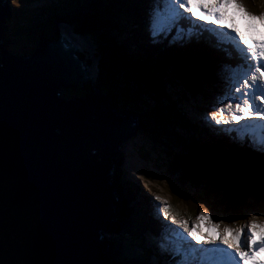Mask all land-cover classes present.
Segmentation results:
<instances>
[{
  "label": "water",
  "instance_id": "1",
  "mask_svg": "<svg viewBox=\"0 0 264 264\" xmlns=\"http://www.w3.org/2000/svg\"><path fill=\"white\" fill-rule=\"evenodd\" d=\"M64 31L69 32V25ZM69 37L64 33L66 42L60 44L44 38L33 55L2 52L0 264H106L107 229L114 221L109 210L115 184L109 182L111 159L122 140L131 142L132 126L127 119L108 118L97 91L72 100L62 96L63 88L81 90L85 81H93L99 61L92 67L84 60V66L77 40L86 37ZM77 66L84 69L78 72L84 73L80 79ZM202 161L210 165L204 168L210 174L214 163L206 157ZM199 170L173 173L170 188L177 191L181 181L183 187L202 188L210 206L220 203L223 213L255 206L231 197ZM110 244L113 255L116 241Z\"/></svg>",
  "mask_w": 264,
  "mask_h": 264
},
{
  "label": "trees",
  "instance_id": "2",
  "mask_svg": "<svg viewBox=\"0 0 264 264\" xmlns=\"http://www.w3.org/2000/svg\"><path fill=\"white\" fill-rule=\"evenodd\" d=\"M131 1L128 0L127 3ZM35 2L37 0H11L13 15L11 19L7 20V26H5L4 30L0 32V50L2 52H25L27 49V51L33 53L37 48H41V42L44 38L56 39L59 36L61 24L69 25L74 29L75 34L90 38L94 44L93 46L97 52L95 57H99L98 75L94 84L98 86L101 94L118 98V106H120L121 110L126 108L125 110L128 109L131 112L137 111L142 113L144 120L142 129L148 131L141 137L143 144L139 150L144 160H148L150 157L154 160V156L156 155L165 162L163 153H165L164 151H168L171 158L167 157L166 159L169 160L170 166L176 169L178 164L172 162V159L180 162L205 155L218 166L217 170L214 171V175H218L223 182L221 183V188L230 194L231 197H236L237 200L244 204L248 203L246 199H251L253 191L258 187L257 183L264 182V161L253 156L248 157L245 153L240 154V156L232 154L233 159L230 161L224 158L232 156L223 151L215 154L210 152L209 149L199 148L198 144L190 145L187 142H180L181 137L178 132L181 131L183 126L180 118L184 115L180 108L183 99H187V96H184L182 93L185 98L180 97L182 101H178L168 93V87L162 83V78L167 77L168 72H170L169 64H164V60L157 62L154 58H149L144 53L138 52L139 47L134 43L130 42L128 46L121 44L110 34V31H114L115 28L116 30L119 29L118 25L122 21L124 24H127L128 19L131 18V16L128 17L125 13L120 14L117 11L121 6V0H45L44 4L34 6ZM96 10L99 12H94ZM140 12L144 17H147L149 24L152 25L154 19L151 11L147 7H143L140 9ZM140 12H136V14L139 16ZM16 25L21 26L19 31L22 33L18 36L24 39L21 42L18 41L21 43L18 49H15L16 44L12 43V41L16 40L13 34V30L17 28ZM145 35L149 37L147 41H153L154 47L158 46V38L152 40L150 35L146 33ZM139 44L142 47V41ZM129 47L131 49L132 47L137 48L131 51ZM174 50L182 52L180 47H175ZM195 50L198 51L199 49ZM175 51H169L173 60ZM79 58L85 60L84 55H79ZM183 59L185 57H180L178 61L179 63H186V76L192 84H190L187 78L186 80L191 87H196L191 74L195 75L196 78H200L201 71L197 68L198 63L190 61V63L182 62ZM87 63H91V60L89 59ZM207 64L211 69V63ZM181 80L184 81L185 79L182 78ZM167 82H169L168 78ZM134 83L136 86L132 85ZM90 85H88L85 91L64 89L62 90V96L65 100L87 96L90 90L92 92V89L96 88L95 85L94 87ZM127 88L130 89V92L128 91L129 94H126ZM198 90L201 91L202 89L198 87ZM176 94H178V90ZM150 97L153 98V102L148 101ZM185 121L187 120L185 119ZM195 131L196 127L193 125L191 133L193 134ZM151 142H154L156 147L147 149L146 145ZM130 143L133 147L137 144V142ZM175 143L178 146H182L186 152L181 157L180 153H176V155L173 153L174 150L178 149L174 145ZM158 144L161 145L162 149ZM163 147H167V149H163ZM222 153L226 155L220 157ZM122 163L120 162V166H118L116 171V181L118 185L120 182L126 183L122 191L123 194H126L125 198L127 200H124L119 207L120 223L117 228L122 235L127 232L129 238L131 239L132 237V241H134L138 239L137 233H134V230L142 228L140 232H148L150 229H153V225L147 217L149 212L142 209L143 205L138 201L140 186H135L124 176L121 167ZM147 164L151 165L145 160L144 166L147 167ZM187 173H190L189 169H185L184 174ZM199 175L203 176V172L199 173ZM235 179L237 184L235 183ZM181 183L183 182L181 181ZM135 200L136 202L134 203ZM206 200L210 203L209 197ZM145 202L149 204L148 201L145 200ZM141 214L144 217L143 222L140 221ZM130 222L131 225L135 224V227L128 230L131 226ZM136 245L144 251L142 243L137 242ZM143 256L144 254L131 264H151L147 257L144 259ZM111 264H130V262L124 258L115 256L111 260Z\"/></svg>",
  "mask_w": 264,
  "mask_h": 264
},
{
  "label": "rangeland",
  "instance_id": "3",
  "mask_svg": "<svg viewBox=\"0 0 264 264\" xmlns=\"http://www.w3.org/2000/svg\"><path fill=\"white\" fill-rule=\"evenodd\" d=\"M131 2H133V0ZM197 2H199V0H193V5H192V7L195 9V10L194 9L193 10L196 12H197V10H199L198 8L195 7V4ZM239 2L245 7V9L249 13H251L253 15L259 16L261 14H264V0H239ZM35 3L36 4H34V6H39V5L44 4L45 0H42V2H41V0H37V2H35ZM146 6H149V4ZM164 10L167 12L168 16H170V13L172 11L169 8H166ZM94 12H99V11L96 10ZM202 14L203 13L200 11V15H202ZM221 15H222V20L224 22L227 21V24L222 21L221 25H224V24L226 26L230 25L231 28H235V30L238 31L240 33V35L244 37L245 40H248L251 43V39L253 37H257L256 29L251 27V24L253 22L244 18L235 9L222 7ZM223 15L225 16L226 20L224 19ZM193 18H195V17H193ZM9 19H11V16L9 17ZM167 24H169L168 21L166 24H164V30L165 31L167 29ZM0 25H1V27H3L2 23ZM4 25L7 26V23H5ZM16 26H17V28L16 27L15 28L18 30H16V29L13 30V34H14V37L16 38V40L12 41V43H15L16 47H14V48L18 49L19 46L21 45V43H19V42L23 41L24 39H21L18 36L22 33L21 31H19L21 26H19V25H16ZM222 27H224V26H222ZM227 28H228L227 29V35L232 36L231 39L235 43L234 46H240V45L245 46L239 42V39L237 38L235 32H233L231 30V28H229V27H227ZM69 30L71 32H74V29L70 26H69ZM60 31H61V29H60ZM220 32H222V31H220ZM113 34H116V32H113ZM184 38H186V37H184ZM186 39H188V38H186ZM87 40L88 39H86V38H81V40H80V42L84 41L85 43L83 46H86L85 48L83 47V52L80 55L85 56L86 64H88L87 61L89 59H91L92 62L89 63L88 65L89 66L92 65V67H93V65H95L97 63L96 60L92 59V55H91V54H93L92 53L93 51L95 54V49H94V47H93V50L87 49V47L93 46V44L89 40L88 41ZM77 41L79 43V40H77ZM91 44H92V46H91ZM158 48L160 49V46H158ZM138 52L143 53V46L138 48ZM220 55L222 56V59L225 57L224 54H220ZM0 57L2 59V51L1 50H0ZM97 71H98V69H97ZM95 73H96V71H94V73H93V81L89 82L91 84L90 86L93 85V87L95 85L94 84ZM82 75H84V73ZM82 75H80L79 77L82 78ZM133 81L136 82L135 80H133ZM88 85H84V87L81 90L85 91L88 88ZM132 85L136 86L135 83ZM183 85H184V83H183ZM186 85L189 86L190 84L188 85V83H186ZM95 87L98 88L97 85H95ZM190 87H191V85H190ZM178 88H180V86H178ZM128 91L130 92L129 88L126 89V94H129ZM170 91H172V90L170 89ZM217 93H218V90H216L214 88L212 92H206V95H209L210 99L214 100L213 97H215ZM89 94H92L91 90L89 91ZM201 95H202V93H199L198 95H196V97L200 98ZM222 100L226 103L228 99L223 97ZM221 101L216 106H213L211 108L210 112L214 111V110H218L220 107H222ZM186 108H184L185 111L186 110L188 111V107H186ZM187 113L190 115L191 119L196 120L197 116L193 117V115L190 113V111ZM209 113L207 114V120L211 125L214 126L215 123L210 119ZM224 115L225 116L227 115L226 110L224 112ZM222 125H224V124L215 125V126H222ZM133 127H135V126H133ZM178 133L180 134V131ZM127 134H129V132ZM142 134L143 133L141 131L138 136H136L135 138L132 137L131 139H129V140H131V142H137V144H135L133 147L131 145V143L128 141V143L126 144L127 145L126 149H124V151H123V153L124 152L125 153H124L123 163H122L121 167H122V170L124 172V176L126 175V178L135 186H140L139 191L142 190L144 192V194L140 195L142 197V199L145 200L148 197V194H149L148 192H150L152 194L151 205H153V207H154L152 209L153 212H156L159 207L167 206L169 208V215L171 217L174 216L178 221L186 222L188 224L190 230L195 229L197 234L219 233L226 226L230 227V228L231 227H244L245 231H246L247 230L246 225H247L248 221L251 219V216H257L259 219H264V217H263L264 216V202H260L259 206H257L256 208H248L244 212H241L239 214H235V213L234 214H228V213L222 212L223 208H221L220 203H215V204L211 203L212 206H210V203L206 200L207 199L206 195H204V192H205V194H207V191H205L204 189L199 188L197 186L185 185V187H183L184 184L181 183L180 185H177L178 190L177 191L175 190V192H176L175 193L174 190L170 188V187L174 188V185L169 180H170V178L173 177L172 176L173 173H177V174L183 173L184 167L182 165H180V163L173 161L175 159H173L172 162H175L176 164H178V166L176 167V169L171 167L169 160L166 159L167 157H171V155L168 154L169 153L168 151H164L165 153H163V156L165 157V162H163L161 159H159L155 155L154 160L151 157L148 160L145 159L149 164H151L150 165L151 167H145L144 166L145 160H144V158H142V155L139 151L140 145L143 144L141 141V137L143 136ZM136 135H137V133H136ZM180 137L183 140H185L187 138V137H184L182 134H180ZM143 142H145V141H143ZM120 143H121V141H120ZM174 145L176 146V148H178V149L173 151V153L176 155V153H178L180 151V149H179L180 146H178L176 143ZM158 146L161 148L160 144H158ZM206 146L210 150V152L217 154L215 151H213L214 149L212 148V145L210 143H206ZM146 147H147V149H153L156 147V145L154 144V142H151L150 144L148 143L146 145ZM163 149H167V147H163ZM224 155H226V154L222 153V154H220V157H222ZM118 160L120 161V159H118ZM222 160H224V159H222ZM198 167H200V166L198 164H196L195 162L190 164V168L192 170H195ZM172 168H173V170H172ZM117 169H118V165H117L116 169H114V171L116 172ZM209 171H210V169H208V172ZM211 172L212 171H210V174H212V175H211V179H209V180L211 182H213L214 184L219 185L221 187V184H220L221 181L219 179L215 178V175H213V173H211ZM250 176L253 177V175H250ZM194 178L199 179V177H197V176H194ZM112 180H110V178H109V182H111ZM113 182H114V180H113ZM145 185H147V187H145ZM125 196H126L125 193L120 194V197L123 199L125 198ZM156 196L160 197L159 201H157L155 199ZM255 199L264 200V197L255 198ZM246 201L249 203V205H252V204L255 205L256 204L254 199H246ZM135 202H136V200L134 201V203ZM236 203H237V201H236ZM118 204L119 205L117 208V215H118L117 216V222L119 224L120 223V221H119L120 201H118ZM169 204H170V206H169ZM202 209L209 211V213H210L209 217L211 220V224H209L208 221H199L198 220V217H199ZM245 216H247L246 218H248V217H250V218L245 219ZM171 217H170V219H167V220H165L164 217H162V220L167 222L166 225L168 227H170L171 230H175V231H173L174 233L179 232V233L183 234L184 233L183 230L180 229L177 224L171 223ZM214 218L216 219L215 222H214ZM225 221H226V224H225ZM216 224L219 225V228H213L212 227V225H216ZM185 234H187V233H185ZM258 235H259V233H258ZM146 237H149V235L147 234ZM115 238H116V246L114 247L115 248L114 252H113L114 256L124 258V259L128 260L130 262V264L136 262L137 257L140 256L139 254L141 253V249H139V248L137 249V254H138V256H137V254H134V252H132L133 247H131V251H130L128 248V246H130L129 244H127L128 245L127 246L125 243H121V239L119 237H115ZM175 238H176V241L178 242V237H176V235H175ZM242 239H245V242H246V238L243 237V234H242ZM151 241H152V238L149 237V242H151ZM163 242L166 244V247H169L170 244L168 242H166V241H163ZM193 244L197 248L202 247L201 244L196 245L194 241H193ZM198 254L201 257V254L200 253H198ZM178 259H179V257H178ZM149 260H150L149 262L152 264V260L151 259H149ZM176 261H175V264H176ZM205 262H207V260H205Z\"/></svg>",
  "mask_w": 264,
  "mask_h": 264
},
{
  "label": "snow or ice",
  "instance_id": "4",
  "mask_svg": "<svg viewBox=\"0 0 264 264\" xmlns=\"http://www.w3.org/2000/svg\"><path fill=\"white\" fill-rule=\"evenodd\" d=\"M170 2L173 10L169 17H160L159 10H154L157 19L152 24L153 36L157 35L156 29L162 28L169 18L179 14L177 9H182L186 13L191 12L193 0H170ZM195 7L203 14L196 17V14L192 12V17L215 25H220L222 22V7L233 8L244 18L253 22L251 27L256 29L258 37H253L250 43L235 28L226 26L231 28L239 37V42L246 46L244 59L249 63L246 70L232 76L235 83L230 84L228 91L238 94V98L234 101L229 97L226 103L222 100V107L209 113L210 119L215 125H228L230 122L239 125L241 121H264V110H258L264 106V14L256 16L249 13L239 0H199ZM190 37L191 32L188 38ZM225 110L226 116L223 114ZM155 199L159 201L160 197L156 196ZM159 214H162L165 220L170 218L167 206L159 207L157 215ZM198 220L208 221L211 224L209 213L205 209L201 210ZM171 223L177 224L184 233H187V236L179 232L175 233L181 243L175 245L173 249H167L165 243L160 245L162 250H170L174 257H179L176 264H189L197 253H200L201 259H206L208 264H264V255H262L264 254V219L252 216L246 225V231L244 227L226 226L219 233L209 234H197L195 229L190 230L186 222L178 221L174 216L171 217ZM165 227L168 226L165 225ZM212 227L219 228V225H212ZM242 234L246 242L242 239ZM165 240L168 243L172 242L168 237H165ZM193 241L196 245L202 244L204 247H195ZM257 257L260 258L257 259Z\"/></svg>",
  "mask_w": 264,
  "mask_h": 264
},
{
  "label": "bare ground",
  "instance_id": "5",
  "mask_svg": "<svg viewBox=\"0 0 264 264\" xmlns=\"http://www.w3.org/2000/svg\"><path fill=\"white\" fill-rule=\"evenodd\" d=\"M137 2V0H133V2H131L132 4H135ZM169 4V0H163V2H162V5L163 6H167ZM10 17V16H9ZM9 17H8V19H9ZM84 41H81L80 42V40H79V44L81 45L80 47H86V46H83L84 45ZM87 49L88 50H93V47H87ZM221 49H222V54H224L225 56H227L228 54H229V51H228V48H227V45H226V43H225V41L223 40L222 41V46H221ZM160 51H162V52H165L166 51V49L165 48H162V47H160ZM192 52L195 54V55H197V56H200L201 58H203V59H207V60H217V61H222L223 59H222V57H221V55H219V56H215V57H212V56H210V57H207V56H204V55H202V54H200V53H198V52H196V51H194V50H192ZM93 54H94V51L92 52ZM93 54H91L92 55V58L94 59V60H96V57H95V54L93 55ZM180 57V55L178 54V53H175V56H174V60L175 59H178ZM166 59H168L167 57H165L164 58V60H166ZM249 63V61H246L245 60V62L243 63V65H246L247 66V64ZM164 64H169L170 65V68H172V67H177V68H180L181 70H183V69H186V63H181V64H178V63H165L164 62ZM243 65L241 64V68H243ZM178 75H184V73H182V72H179L178 73ZM167 78H168V80L170 79V76H169V74H168V76H167ZM92 79H93V76H92ZM170 81V80H169ZM198 82L199 83H202V81H199L198 80ZM166 93H167V91H166ZM263 131H264V128H263ZM127 134V133H126ZM180 142H184L183 141V139H181L180 138ZM179 142V143H180ZM178 143V142H177ZM124 149H125V147L122 145V151H124ZM217 149H220L219 147H217ZM226 153V152H225ZM227 154H230V153H227ZM231 155V154H230ZM212 161V160H211ZM236 174V173H235ZM237 176H238V174H236ZM238 178V177H237ZM126 184H125V182H120L119 183V186H120V191H122L123 190V187L125 186ZM130 225H131V222H130ZM121 236H123L121 233H119V234H116V237H121ZM154 243H155V240H154ZM178 243L180 244L181 243V241L178 239ZM135 254H137V251H135ZM137 256H138V254H137Z\"/></svg>",
  "mask_w": 264,
  "mask_h": 264
}]
</instances>
